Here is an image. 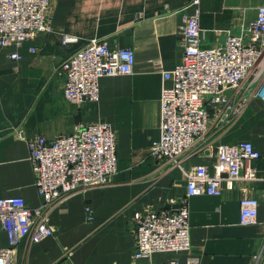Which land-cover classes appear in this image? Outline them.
<instances>
[{
  "label": "crops",
  "instance_id": "crops-1",
  "mask_svg": "<svg viewBox=\"0 0 264 264\" xmlns=\"http://www.w3.org/2000/svg\"><path fill=\"white\" fill-rule=\"evenodd\" d=\"M52 0L51 32H40L21 46H0V198L21 197L37 208L28 140L71 135L80 125L108 123L116 134L117 172L109 185L77 193L49 215L54 235L39 243L24 238L14 264H160L173 260L199 264H251L264 248V181L222 185L220 196H188L179 167L158 160L150 149L161 136L163 72L182 59L178 26L183 13L200 10L201 46L214 48L228 35H245L264 0ZM77 38L63 44V36ZM111 49L133 48L131 75L103 77L100 99L76 104L64 92L59 70L65 60L94 39ZM18 54L19 60L12 59ZM233 99L232 92L228 93ZM209 142L183 156L186 169L205 164L214 173L215 147L253 143L264 153V104L252 99L236 121L213 129ZM213 144L214 148H207ZM204 154V155H202ZM264 171V159L254 163ZM259 201L258 223L240 224L244 197ZM188 202L191 249L135 259L130 222L138 212L178 207ZM2 247H8L0 232Z\"/></svg>",
  "mask_w": 264,
  "mask_h": 264
},
{
  "label": "built area",
  "instance_id": "built-area-1",
  "mask_svg": "<svg viewBox=\"0 0 264 264\" xmlns=\"http://www.w3.org/2000/svg\"><path fill=\"white\" fill-rule=\"evenodd\" d=\"M52 0H0V46H21L40 32H51L49 9ZM192 3L199 4L200 0ZM200 10L183 13L178 26L182 59L171 71H164L161 94V136L150 152L158 160L179 167L188 180V196H220L223 183L232 188L239 180L264 181V171L254 163L264 159L253 143L215 147L214 173L205 164L188 170L183 156L209 142L212 130L234 123L252 99L264 104V6L246 34L228 35L225 43L214 48L201 46ZM63 36V44L76 42ZM12 59L19 60L18 54ZM136 64L133 48H114L108 39L91 40L83 50L62 64L59 74L66 82V98L76 104L100 99L103 77L131 75ZM229 92L235 96L233 99ZM116 134L108 123L80 125L67 136L48 140L39 135L28 140L35 186L41 204L34 209L21 197L0 198V232L9 246L0 243V264H14L13 255L24 238L39 243L53 236L48 218L55 208L77 193L109 185L117 172ZM214 145L210 144L211 151ZM204 155V154H202ZM188 202L178 207L138 212L130 222L135 242V259L151 258L155 253L191 249V223ZM259 201L244 197L240 202V224L258 223ZM155 264V263H151ZM160 264H199L191 258L180 263L175 258ZM251 264H264V248Z\"/></svg>",
  "mask_w": 264,
  "mask_h": 264
}]
</instances>
